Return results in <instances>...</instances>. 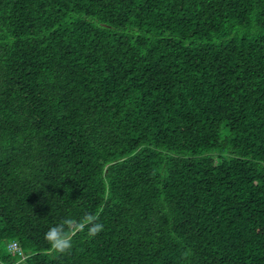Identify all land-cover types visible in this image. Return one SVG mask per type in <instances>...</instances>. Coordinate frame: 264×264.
<instances>
[{"label":"trees","instance_id":"16d2710c","mask_svg":"<svg viewBox=\"0 0 264 264\" xmlns=\"http://www.w3.org/2000/svg\"><path fill=\"white\" fill-rule=\"evenodd\" d=\"M0 264H264V0H0Z\"/></svg>","mask_w":264,"mask_h":264},{"label":"clouds","instance_id":"9594fccd","mask_svg":"<svg viewBox=\"0 0 264 264\" xmlns=\"http://www.w3.org/2000/svg\"><path fill=\"white\" fill-rule=\"evenodd\" d=\"M73 226H76L75 229ZM85 228L88 230V236L93 238L104 231V225L99 222V217L86 213L78 220L68 217L52 226L45 233V239L54 251L65 253L71 249L75 235Z\"/></svg>","mask_w":264,"mask_h":264},{"label":"rangeland","instance_id":"374dc122","mask_svg":"<svg viewBox=\"0 0 264 264\" xmlns=\"http://www.w3.org/2000/svg\"><path fill=\"white\" fill-rule=\"evenodd\" d=\"M225 134H226V132H225L224 130H221V131H220V139H221V140L224 139ZM217 153H218V154H221V155H224L223 152H219V151H218ZM12 249H14V247H13Z\"/></svg>","mask_w":264,"mask_h":264},{"label":"built area","instance_id":"2783aa9c","mask_svg":"<svg viewBox=\"0 0 264 264\" xmlns=\"http://www.w3.org/2000/svg\"><path fill=\"white\" fill-rule=\"evenodd\" d=\"M13 247H14V249H12ZM11 249L15 250V251H18V249L14 245H12Z\"/></svg>","mask_w":264,"mask_h":264}]
</instances>
